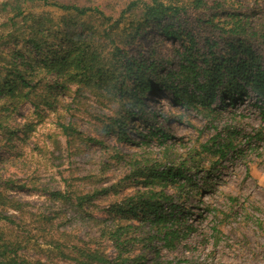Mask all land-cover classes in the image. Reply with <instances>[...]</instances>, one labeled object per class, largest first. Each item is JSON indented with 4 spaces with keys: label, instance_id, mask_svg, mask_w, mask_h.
I'll return each instance as SVG.
<instances>
[{
    "label": "rangeland",
    "instance_id": "374dc122",
    "mask_svg": "<svg viewBox=\"0 0 264 264\" xmlns=\"http://www.w3.org/2000/svg\"><path fill=\"white\" fill-rule=\"evenodd\" d=\"M127 1L112 0L119 5L106 7L107 13L118 16ZM198 1L172 0L182 7V25L192 30L199 46L206 36L219 33L204 22L214 13H219L214 20H221L220 25L233 11L248 18L254 28L264 29V0ZM173 43L152 25L125 46L140 56H149L153 47L161 73L177 64L175 49L181 43ZM254 48L264 61L261 47ZM155 86L146 96L147 104L129 121L125 139L105 131L117 111L107 93L95 95L52 74L45 75L41 95L0 109V189L23 204L21 211L3 210L13 214V221L8 225L0 221V226L11 240L20 241L19 262L85 264L80 247L116 260L115 264L138 254L145 256V264H264V97L248 86L241 99L234 98L233 106H223L218 95L213 116L176 105L170 94ZM61 124L71 125L74 134L67 137ZM228 129L236 131L234 150L224 157L201 152L191 158L194 147L201 151V142L219 130L226 138ZM157 130L171 136L164 142L167 152L160 140L145 139ZM144 159L149 162H141ZM136 160L141 163L133 165ZM154 163L160 169L183 165L184 174L191 177L190 182L178 179L184 183L181 189L170 182L156 187L172 196L164 203L165 212L173 202L182 216L167 222L177 230L169 242L161 239L152 222L116 211L138 190L149 188L133 169ZM54 190L68 191L70 199H55ZM78 196H84L81 203ZM118 227L121 240H126L122 250L112 237ZM92 264L108 263L93 259Z\"/></svg>",
    "mask_w": 264,
    "mask_h": 264
},
{
    "label": "trees",
    "instance_id": "16d2710c",
    "mask_svg": "<svg viewBox=\"0 0 264 264\" xmlns=\"http://www.w3.org/2000/svg\"><path fill=\"white\" fill-rule=\"evenodd\" d=\"M97 1L87 4L84 0L81 4L70 0H0V109L17 107L32 95H41L39 88L45 75L52 74L64 83L82 85L95 95L107 93L110 102L116 103L117 111L105 131L125 139L129 121L147 104L146 96L155 85L170 94L176 105L196 107L213 116L217 112L213 102L218 95L223 106L227 103L233 106L234 98L241 99L248 86L258 97H264L263 56L254 48L256 44L264 51V29L254 28L242 14L227 12L221 25V20H214L219 13L212 14L204 22L219 33L206 36L204 45L199 46L192 30L182 25V7L172 0H128L118 16L106 11V7H117L118 2ZM152 25L174 46L177 41L181 43L175 49L177 64L161 73L153 47L149 56H140L125 46L134 43ZM61 126L67 137L74 134L71 125ZM157 131L146 134L145 139H158L164 144L171 137L167 132ZM221 131L224 132L219 130L211 139L201 142V151L194 147L191 158L201 152L224 157L234 150L236 131L228 129L224 139ZM136 162L149 160H136L133 165ZM155 166V163L139 165L133 169L132 174L149 188L138 190L116 211L152 222L161 239L169 242L177 236V230L167 222L180 220L182 216L175 211L177 205L173 202L168 204L169 212H165L164 203L172 196L156 187L170 182L181 189L184 183L177 182L178 179L186 177L190 182L191 177L184 174L183 165L171 164L163 169ZM51 194L58 200L71 196L62 190ZM77 199L81 203L84 196ZM8 207L21 211L23 204L0 189V221L7 225L13 221L12 213H3ZM121 235L118 227L112 237L122 250L126 240H121ZM11 239L0 226V260L5 264H22L17 258L20 241ZM79 251L85 264H92L93 259L99 263L116 262L96 251L85 252L80 247ZM144 260L145 256L138 254L125 256L120 263L145 264Z\"/></svg>",
    "mask_w": 264,
    "mask_h": 264
}]
</instances>
